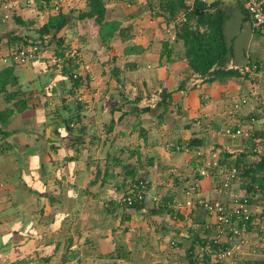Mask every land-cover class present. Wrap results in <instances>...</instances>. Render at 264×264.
Segmentation results:
<instances>
[{"label": "crops", "instance_id": "crops-1", "mask_svg": "<svg viewBox=\"0 0 264 264\" xmlns=\"http://www.w3.org/2000/svg\"><path fill=\"white\" fill-rule=\"evenodd\" d=\"M159 1L104 0L106 19L120 24L105 43L90 22L89 35L76 20L60 31L67 44L84 33L83 47L69 45L84 56L77 89L50 53L0 65V111H11L0 121V264H209L213 217L175 206L190 185L193 198L228 208L235 196L248 197L239 261L261 264L249 251L264 250V34L254 30L240 76L208 81L188 69L175 21L166 22ZM83 8L84 0H72L62 10ZM31 9L20 1L15 14L26 20ZM15 27L0 21V50L12 32L31 36ZM77 115L79 129L69 132L63 120ZM229 125L250 135L231 137ZM231 167L237 178L223 187ZM131 173L148 185L140 209L115 198Z\"/></svg>", "mask_w": 264, "mask_h": 264}, {"label": "trees", "instance_id": "trees-1", "mask_svg": "<svg viewBox=\"0 0 264 264\" xmlns=\"http://www.w3.org/2000/svg\"><path fill=\"white\" fill-rule=\"evenodd\" d=\"M34 1L36 10L48 11L49 13L46 20L36 28L38 41L32 40L28 35H13L12 32L8 38L10 42L8 47L38 45L41 50L40 41L48 38V43H56L53 55L63 58L60 63L61 70L68 75L72 88L77 89L81 87V78L72 77L74 64L71 59H65L64 57L65 52L70 49V46L65 43V36L59 35L60 31L68 28L75 20L82 22L89 21L97 26V35L100 41L105 43L119 29V22L106 19L104 0H84L85 8L76 12H64L62 8L54 11L52 8L53 0ZM158 6L161 10V15L167 23L175 21L174 38L181 40L183 43L186 65L191 73L206 77L208 81H213L217 77L241 75L236 68H228L226 70L222 68L228 53L223 35V23L228 18V15L220 8L218 1L208 3L205 0H194L191 5H188L186 0H160ZM242 9L246 13L243 7ZM11 19H15L21 25H26V20L19 19L15 13ZM124 42H126L127 47L129 45L132 46V42L126 37ZM163 90L162 105L167 103L166 99L169 97V92L165 91V88ZM73 98L76 102H81L78 99V95L74 94ZM81 107L82 105L79 104L78 110ZM10 113V110L0 111V121L7 119ZM79 119V115L65 118L63 121L66 129L71 132V122L79 121ZM130 176V179H143L142 177H135L133 173ZM142 203L143 201L136 202L130 208L140 209ZM165 210L170 212L167 208ZM162 211H164V208H162ZM63 262H65V259Z\"/></svg>", "mask_w": 264, "mask_h": 264}, {"label": "built area", "instance_id": "built-area-1", "mask_svg": "<svg viewBox=\"0 0 264 264\" xmlns=\"http://www.w3.org/2000/svg\"><path fill=\"white\" fill-rule=\"evenodd\" d=\"M25 6L33 5L34 0H0V21L7 22L11 19L17 11L19 2ZM72 0H53L52 8L54 11L63 8L65 4ZM194 0H186L188 5H191ZM247 16L251 20L253 30L264 34V0H240ZM40 48L38 45H27L24 47L12 46L4 50H0V65H25L31 59L40 55ZM65 59H71L74 64L72 70V77L78 78L81 76V71L84 68V61L81 51L71 46L64 54ZM55 62L60 64L63 58L55 57ZM247 102V98L243 97L233 102L229 111V115H234L241 106ZM253 119H251L252 121ZM225 134L236 137L250 135L248 129H243L242 125H229L224 128ZM178 148V145H175ZM202 175L207 174L206 170H201ZM237 168L231 167L227 170L223 187L229 186L230 182L237 178ZM148 185L146 180L135 178L129 179L124 191L117 195L116 200L126 206L131 207L136 202H142L147 195ZM194 186L190 185L186 189L187 199L183 202H176L175 206L180 207H200L209 216L213 217V236L212 245L213 259L209 264H256L250 259L239 261V254L241 248L246 245V232L248 228V218L251 215L249 199L247 196H235L233 198L232 208H228L219 201H209L203 198H193L192 194ZM260 218L262 220L261 230L264 233V207L260 211ZM250 254L260 256L261 264H264V250L260 252L257 248H252Z\"/></svg>", "mask_w": 264, "mask_h": 264}, {"label": "water", "instance_id": "water-1", "mask_svg": "<svg viewBox=\"0 0 264 264\" xmlns=\"http://www.w3.org/2000/svg\"><path fill=\"white\" fill-rule=\"evenodd\" d=\"M208 3L218 1L222 10L226 7L232 9L230 17L223 23V35L225 37L228 53L222 68H236L240 71L248 67L249 58L246 52L253 35L251 20L242 9L240 0H205ZM217 66V64H215ZM52 127V126H51ZM50 126L46 129L49 134ZM53 133V132H52ZM54 134V133H53Z\"/></svg>", "mask_w": 264, "mask_h": 264}, {"label": "rangeland", "instance_id": "rangeland-1", "mask_svg": "<svg viewBox=\"0 0 264 264\" xmlns=\"http://www.w3.org/2000/svg\"><path fill=\"white\" fill-rule=\"evenodd\" d=\"M27 7H29V8L31 7L32 9L30 11L31 14H29V15L27 14L28 17L26 18V22H25L26 25H21L20 23L17 24V22L14 19L13 20L11 19V20L5 22V25H7V24L9 25L10 24L13 27L16 26L15 27V30H17L16 29L17 27H22V28H20V30H23V29H26L27 28L28 33L31 34L30 38L32 40H37L38 41L36 28H38L40 26V24H42V21L45 20V18H46L47 15H46V13L43 14V15H39L40 13H37V10L35 9V5L34 4L33 5H30V6H27ZM84 22H85L86 25H84L83 22L80 21V23H79L78 26L80 28V26L83 25V27L86 28V34L89 35V33H90V31L88 30L89 21H84ZM81 29H82L81 32H83L85 30V29L82 28V26H81ZM17 34H20L21 35L23 33H21V31L18 30V33ZM80 34L84 35V33H80ZM80 34H76V35H71L70 34V36H68V38H70V41H71V43L69 42V45H76L77 44L79 48H81L80 46L83 47V45H82L83 44L82 39L84 40V38L79 39V37L82 36ZM87 44L88 45L86 47V54H87V51H92L93 50L91 48L90 43H87ZM55 46H56V43L55 42L48 43V38H46L43 41H40V47H41V50H40L41 52L40 53L42 55H45V56L46 55H49V53H50V55L52 56L54 54V51H55ZM43 61L45 63L43 66L45 68H47L49 71H55L56 70V67L53 64V61L51 60V58L44 57V60ZM72 124H73V126H71V128L74 129L75 131H78L79 127H78V125H76V122L73 121ZM123 188H124V186L122 187V189Z\"/></svg>", "mask_w": 264, "mask_h": 264}, {"label": "flooded vegetation", "instance_id": "flooded-vegetation-1", "mask_svg": "<svg viewBox=\"0 0 264 264\" xmlns=\"http://www.w3.org/2000/svg\"><path fill=\"white\" fill-rule=\"evenodd\" d=\"M241 7H243V6H241ZM224 11L228 15V17H230L232 9H230L229 7H226Z\"/></svg>", "mask_w": 264, "mask_h": 264}]
</instances>
